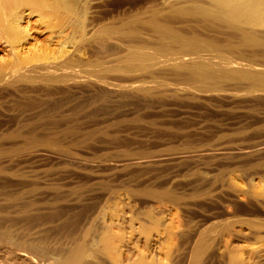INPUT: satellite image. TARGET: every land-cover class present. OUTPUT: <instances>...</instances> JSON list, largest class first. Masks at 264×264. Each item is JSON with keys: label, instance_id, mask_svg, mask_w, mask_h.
Masks as SVG:
<instances>
[{"label": "rangeland", "instance_id": "374dc122", "mask_svg": "<svg viewBox=\"0 0 264 264\" xmlns=\"http://www.w3.org/2000/svg\"><path fill=\"white\" fill-rule=\"evenodd\" d=\"M58 1L0 50V264H264V8Z\"/></svg>", "mask_w": 264, "mask_h": 264}, {"label": "bare ground", "instance_id": "6f19581e", "mask_svg": "<svg viewBox=\"0 0 264 264\" xmlns=\"http://www.w3.org/2000/svg\"><path fill=\"white\" fill-rule=\"evenodd\" d=\"M224 1L229 3L232 0ZM58 3V0H0V50L3 49V44L4 46L6 44V46H9L11 49L12 53L14 52L15 55H20L19 48H23V44L25 43L24 38L29 36V34H27L29 31L28 29H20V22L23 18L27 17L28 14L25 13L24 9L30 10V14L38 12L41 19L44 20L43 18H46L47 22V18H51L52 21V17H56L57 7H60ZM233 8L237 15L241 17L249 15L260 16L264 5L261 0H243L240 4L233 5ZM18 58L21 59V57ZM17 61L19 60L17 59ZM197 258L192 260L193 264H198Z\"/></svg>", "mask_w": 264, "mask_h": 264}]
</instances>
